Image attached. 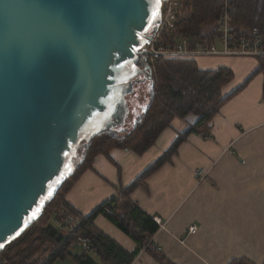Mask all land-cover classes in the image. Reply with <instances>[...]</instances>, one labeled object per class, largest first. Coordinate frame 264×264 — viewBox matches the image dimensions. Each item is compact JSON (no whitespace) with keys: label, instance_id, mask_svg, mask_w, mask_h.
<instances>
[{"label":"water","instance_id":"95a60500","mask_svg":"<svg viewBox=\"0 0 264 264\" xmlns=\"http://www.w3.org/2000/svg\"><path fill=\"white\" fill-rule=\"evenodd\" d=\"M162 1L0 0V245L40 217L80 139L123 122Z\"/></svg>","mask_w":264,"mask_h":264},{"label":"crops","instance_id":"0c3cea01","mask_svg":"<svg viewBox=\"0 0 264 264\" xmlns=\"http://www.w3.org/2000/svg\"><path fill=\"white\" fill-rule=\"evenodd\" d=\"M247 57L195 58L202 69L233 70L224 95L242 87L212 118L209 136L190 134L169 161L129 194L159 224L148 245L175 264H230L236 259L264 264V76L253 74L257 62ZM196 118H173L142 154L119 147L97 154L64 199L88 215L134 181ZM94 224L128 252L135 249L136 242L105 216L98 215ZM192 225L195 232L189 231ZM145 247L130 264H160ZM53 264L76 263L68 258Z\"/></svg>","mask_w":264,"mask_h":264},{"label":"trees","instance_id":"16d2710c","mask_svg":"<svg viewBox=\"0 0 264 264\" xmlns=\"http://www.w3.org/2000/svg\"><path fill=\"white\" fill-rule=\"evenodd\" d=\"M222 10L220 0H182L175 30L166 38L167 44L173 47L181 39H185L189 47H194L196 42H214ZM228 13L233 33L237 37H259L264 42V0H230ZM150 33V29L145 31L146 36ZM144 58L141 52L136 63L138 68L145 66ZM255 59L257 67L253 74L262 73L264 76V56ZM149 68V73L145 74L146 91L139 97V107L134 108L132 118L124 123V131L117 133L113 129H103L89 141L80 139L75 156L70 157L74 162L73 172L46 204L40 217L1 247L0 257L6 259V264H53L56 260L68 258L76 264H130L145 245L146 250L160 264H175L155 247L148 245L159 224L137 207L129 194L144 184L152 172L169 161L190 134L209 136L210 121L242 85L224 95L222 89L234 77L233 70L226 66L202 69L195 58L156 55L152 57ZM138 92L141 94V89ZM188 114L195 115V121L179 132L169 148L116 196L96 206L88 215L80 214L66 202V191L81 172L91 167L97 154L107 155L115 147L130 148L142 154L155 142L162 130L170 125L173 118H183ZM98 215L105 216L134 240L135 249L128 252L98 229L94 224ZM69 217L78 218L71 222L70 229L66 223ZM79 237L88 240L91 250L81 248L77 242ZM230 264L252 263L236 259Z\"/></svg>","mask_w":264,"mask_h":264},{"label":"built area","instance_id":"2783aa9c","mask_svg":"<svg viewBox=\"0 0 264 264\" xmlns=\"http://www.w3.org/2000/svg\"><path fill=\"white\" fill-rule=\"evenodd\" d=\"M223 5L222 13L219 17L217 26V35L214 42L209 43L196 42L194 47H189L185 39L175 42L171 47L167 44L166 38L171 36L176 27V19L179 10L182 7V0H163L160 7L158 20L154 32L148 35L143 44L142 53L144 54V63L149 66L152 57L161 55L163 57H183L196 58L198 56H264V42L259 37L245 38L237 37L233 33V27L230 24L228 13V4L230 0H220ZM202 174L197 171L196 175ZM78 220L75 217H69L66 221L69 229L71 222ZM190 232L196 231V226L189 227ZM78 244L83 250H91L88 240L79 237ZM0 264H6V259L0 257Z\"/></svg>","mask_w":264,"mask_h":264},{"label":"flooded vegetation","instance_id":"af4514ba","mask_svg":"<svg viewBox=\"0 0 264 264\" xmlns=\"http://www.w3.org/2000/svg\"><path fill=\"white\" fill-rule=\"evenodd\" d=\"M140 69H142V68H140ZM146 87H147V80L145 78V73H142V74H140V75L137 76V79L136 80H133L132 87H131V91H129L127 93L128 95L125 94V96L127 95V99H125V96H124L125 103H126V107H127V112L124 115L123 122L122 123H116L115 122L110 127H105L103 129H108V130L113 129L117 133H121L122 131H124L125 128H123V125H124V123L127 120H129V119L132 118L133 112H134V108L139 107V105H138L139 104V101H140L139 97L143 93H145ZM138 89H141V91H142L141 94H139ZM136 105H138V106H136Z\"/></svg>","mask_w":264,"mask_h":264},{"label":"rangeland","instance_id":"374dc122","mask_svg":"<svg viewBox=\"0 0 264 264\" xmlns=\"http://www.w3.org/2000/svg\"><path fill=\"white\" fill-rule=\"evenodd\" d=\"M207 57H210V56H198V57H196V59L197 60H199V59H201V58H207ZM248 59H251V60H253V61H256V59H255V57H252V56H249V57H247ZM232 85H230V87H231Z\"/></svg>","mask_w":264,"mask_h":264},{"label":"snow or ice","instance_id":"6c2138e0","mask_svg":"<svg viewBox=\"0 0 264 264\" xmlns=\"http://www.w3.org/2000/svg\"><path fill=\"white\" fill-rule=\"evenodd\" d=\"M0 246H2V245H0Z\"/></svg>","mask_w":264,"mask_h":264}]
</instances>
